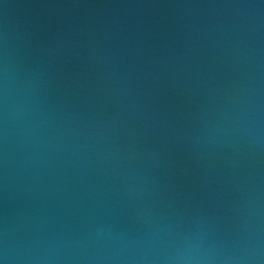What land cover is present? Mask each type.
Returning a JSON list of instances; mask_svg holds the SVG:
<instances>
[{"label":"water","instance_id":"obj_1","mask_svg":"<svg viewBox=\"0 0 264 264\" xmlns=\"http://www.w3.org/2000/svg\"><path fill=\"white\" fill-rule=\"evenodd\" d=\"M0 264H264V0H0Z\"/></svg>","mask_w":264,"mask_h":264}]
</instances>
